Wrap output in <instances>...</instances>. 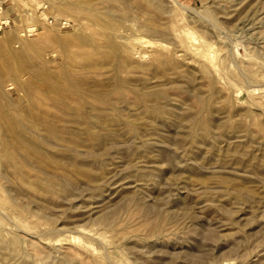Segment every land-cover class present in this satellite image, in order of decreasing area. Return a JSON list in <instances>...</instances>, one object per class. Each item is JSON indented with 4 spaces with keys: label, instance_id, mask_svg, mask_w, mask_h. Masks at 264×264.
<instances>
[{
    "label": "rangeland",
    "instance_id": "obj_1",
    "mask_svg": "<svg viewBox=\"0 0 264 264\" xmlns=\"http://www.w3.org/2000/svg\"><path fill=\"white\" fill-rule=\"evenodd\" d=\"M0 264H264V0H0Z\"/></svg>",
    "mask_w": 264,
    "mask_h": 264
}]
</instances>
